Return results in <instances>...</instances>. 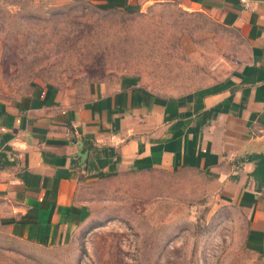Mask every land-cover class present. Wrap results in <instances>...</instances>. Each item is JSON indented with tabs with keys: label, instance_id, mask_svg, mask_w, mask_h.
I'll return each instance as SVG.
<instances>
[{
	"label": "rangeland",
	"instance_id": "374dc122",
	"mask_svg": "<svg viewBox=\"0 0 264 264\" xmlns=\"http://www.w3.org/2000/svg\"><path fill=\"white\" fill-rule=\"evenodd\" d=\"M243 39L176 2L104 8L88 0H0V96L50 83L66 101L124 76L162 94L214 85ZM87 220L65 243L0 231V264H264L247 215L194 170L126 169L81 180Z\"/></svg>",
	"mask_w": 264,
	"mask_h": 264
},
{
	"label": "crops",
	"instance_id": "0c3cea01",
	"mask_svg": "<svg viewBox=\"0 0 264 264\" xmlns=\"http://www.w3.org/2000/svg\"><path fill=\"white\" fill-rule=\"evenodd\" d=\"M73 1V0H59ZM104 8L176 2L237 31L241 61L211 86L162 94L124 76L78 102L50 83L0 96V231L43 245L71 239L87 220L83 178L121 170H194L247 215L245 245L264 253V0H88ZM82 153V154H80Z\"/></svg>",
	"mask_w": 264,
	"mask_h": 264
},
{
	"label": "trees",
	"instance_id": "16d2710c",
	"mask_svg": "<svg viewBox=\"0 0 264 264\" xmlns=\"http://www.w3.org/2000/svg\"><path fill=\"white\" fill-rule=\"evenodd\" d=\"M249 157L256 160V166L251 175L256 179L258 186H260L264 183V154H251Z\"/></svg>",
	"mask_w": 264,
	"mask_h": 264
},
{
	"label": "built area",
	"instance_id": "2783aa9c",
	"mask_svg": "<svg viewBox=\"0 0 264 264\" xmlns=\"http://www.w3.org/2000/svg\"><path fill=\"white\" fill-rule=\"evenodd\" d=\"M244 4L245 7H248L250 8L251 7V3H250V0H241Z\"/></svg>",
	"mask_w": 264,
	"mask_h": 264
},
{
	"label": "water",
	"instance_id": "95a60500",
	"mask_svg": "<svg viewBox=\"0 0 264 264\" xmlns=\"http://www.w3.org/2000/svg\"><path fill=\"white\" fill-rule=\"evenodd\" d=\"M80 154H82V153H80Z\"/></svg>",
	"mask_w": 264,
	"mask_h": 264
}]
</instances>
